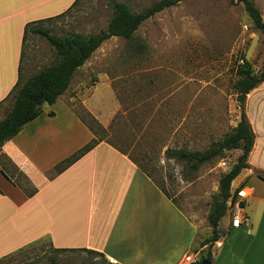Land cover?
I'll return each instance as SVG.
<instances>
[{
  "label": "rangeland",
  "instance_id": "rangeland-1",
  "mask_svg": "<svg viewBox=\"0 0 264 264\" xmlns=\"http://www.w3.org/2000/svg\"><path fill=\"white\" fill-rule=\"evenodd\" d=\"M119 1L139 11L157 0ZM253 1L264 17V0ZM111 14L110 0H77L65 14L33 26L46 27L57 36L75 32L88 36L106 28ZM131 42L142 50L133 49ZM243 56L256 73L264 70V32L253 26L242 2L179 0L146 19L132 40L119 36L105 40L76 70L66 92L69 105L81 117L88 123L93 122L91 116L96 118L97 136L129 151L196 222L199 243L187 253H196L198 261L208 251L199 245L211 235L208 214L220 178L241 150H226L192 170L184 160L167 157L165 149L204 150L237 125L241 111L236 68ZM56 59L55 47L43 35L28 31L21 83ZM263 85L264 81L255 87L258 92L264 93ZM12 104L11 95L0 103V119ZM3 162L9 164L0 152V166ZM240 181L232 182V192ZM244 211L249 212V207ZM225 221L226 217L220 221L223 234L228 229ZM226 236L224 247L214 250L213 264H236L241 257L240 248L235 247L236 234ZM215 244L219 243L212 245V255ZM104 258L90 250H55L45 237L3 257L0 264H105Z\"/></svg>",
  "mask_w": 264,
  "mask_h": 264
},
{
  "label": "crops",
  "instance_id": "crops-1",
  "mask_svg": "<svg viewBox=\"0 0 264 264\" xmlns=\"http://www.w3.org/2000/svg\"><path fill=\"white\" fill-rule=\"evenodd\" d=\"M75 1L0 0V103L21 79L26 24L56 16ZM67 90L54 103L43 104L35 119L0 145V152L36 188L28 195L0 169V260L46 237L54 248H87L119 264H194L185 256L199 243L196 222L111 143L99 141L65 170L48 176L57 163L94 137L69 105ZM258 90L246 98L255 132L250 166L233 180L252 188L244 205L249 207V222L234 227L231 212L224 216L226 234H236L235 247L242 253L236 264H264V180L257 175L258 170L264 172V93ZM226 234L213 246L212 264L214 250L224 247Z\"/></svg>",
  "mask_w": 264,
  "mask_h": 264
},
{
  "label": "trees",
  "instance_id": "trees-1",
  "mask_svg": "<svg viewBox=\"0 0 264 264\" xmlns=\"http://www.w3.org/2000/svg\"><path fill=\"white\" fill-rule=\"evenodd\" d=\"M76 1L67 10L56 16L29 22L26 24L23 36V44L28 31L39 33L43 35L55 47L57 59L50 65L43 67L40 71L27 78L23 83H21V79L19 77L17 83L9 94L12 96L13 100L12 107L10 111L0 119V145L16 135L26 123L35 119L42 112L43 104H52L60 97L69 87L76 70L83 64H85V62L91 57L94 51L105 40L109 39L112 36H119L132 40L135 31L146 19L154 16L156 13L168 7L175 5L179 0H157L139 11L133 10L125 2L119 0H110L112 6V14L110 16V19L108 20L106 28L88 36H85L79 32H75L65 36H57L51 33L50 30L46 27L40 25L33 26L40 21L49 20L65 14L69 9L72 8ZM237 1L243 3L253 26L256 29L264 32V17L254 1ZM131 46L135 50H142V47L139 44H134L133 42H131ZM241 60L242 62L238 64L236 68L238 79L235 82V90L237 93V99L239 101V107L241 111L240 119L237 125L234 126L232 130L227 133L222 139L214 141L208 148L204 150H188L185 148L170 147L165 149V154L167 157L184 160L188 167L192 170L198 169L203 163L211 159L221 157L226 150H241L237 161L234 163L231 169L221 176L218 195L216 196L214 205L212 206L208 214V221L211 227V235L201 242V246L208 247L207 254L204 258H207L211 261L213 260L211 252L212 245L226 234H223V231L220 228V221L228 212V209L230 207L228 201L230 199L232 201H235L237 199L238 191L245 184V182H242L234 192L231 191V184L242 171V169L250 166L248 158L254 145L255 132L245 111L246 98L251 90H253L264 81V70L258 74L254 71L252 63L245 56L241 57ZM50 114H54V112L51 111ZM91 117L96 126H99L100 124L96 122V118H94L93 116ZM81 118L93 131L94 137L81 148H79L76 152L57 163L53 167V169L48 171V176H53L62 172L77 159L91 150L99 141L104 140V138L97 136V130L96 128H94L93 122L88 123L87 120H85L83 117ZM111 144L118 148L120 151L126 154H130L129 151L124 150V148H122L120 145L113 143ZM130 155L128 156L130 157ZM4 156L7 158L9 164L3 162L0 168H3V170H5L9 177L13 179L15 183L28 195H32L33 193H35V187L29 188L31 182L28 177L21 170H19V168L8 158L7 155L4 154ZM132 157L130 158L135 161L138 166L156 183V181L146 170L145 165H143L139 160L133 159ZM257 175L262 180H264L263 171L258 170ZM161 190L169 198H171L164 189L161 188ZM242 205H245V201L242 202ZM54 249L62 251L76 249L90 250L87 248ZM104 259L105 264H119L109 261L106 257ZM201 261L202 259L199 260L196 264H200Z\"/></svg>",
  "mask_w": 264,
  "mask_h": 264
},
{
  "label": "built area",
  "instance_id": "built-area-1",
  "mask_svg": "<svg viewBox=\"0 0 264 264\" xmlns=\"http://www.w3.org/2000/svg\"><path fill=\"white\" fill-rule=\"evenodd\" d=\"M252 188L244 184L238 191V197L235 201L231 199L228 201L230 212H231V223L234 227H240L243 224H248L249 217L244 211L242 202L251 194ZM249 230V229H248ZM250 232V230H249ZM185 260L188 263H197L198 258L196 253H190L185 256Z\"/></svg>",
  "mask_w": 264,
  "mask_h": 264
},
{
  "label": "water",
  "instance_id": "water-1",
  "mask_svg": "<svg viewBox=\"0 0 264 264\" xmlns=\"http://www.w3.org/2000/svg\"><path fill=\"white\" fill-rule=\"evenodd\" d=\"M200 264H212L211 260H208L207 258L202 259Z\"/></svg>",
  "mask_w": 264,
  "mask_h": 264
}]
</instances>
